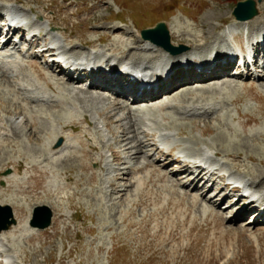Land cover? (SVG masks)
<instances>
[{
  "label": "rangeland",
  "instance_id": "374dc122",
  "mask_svg": "<svg viewBox=\"0 0 264 264\" xmlns=\"http://www.w3.org/2000/svg\"><path fill=\"white\" fill-rule=\"evenodd\" d=\"M3 1L15 2L0 0V4L4 3ZM23 1L29 4L28 7L21 6L24 11L31 7L38 11L37 14L52 21L55 30H66V38L60 37L59 42L76 54L86 53L88 48L94 46L107 52L112 58L131 55L129 53L133 46L139 47L131 43L140 38V31L154 27L160 22L168 25L175 47L185 45L191 49L193 43L209 41V45L201 48L202 51H197L201 58H206L212 53L220 54V45L215 47L212 41L223 29L232 30L228 35L232 42L235 40L236 43L237 37L241 36V29L239 30L230 19L237 3L242 0ZM255 1L259 10L257 18L264 22V0ZM25 13L27 14V11ZM118 20L125 23L121 24ZM113 26L122 28L121 35L109 34ZM259 28L260 26L255 27L254 30ZM111 32L114 33L113 30ZM108 34L110 36H107ZM100 39L102 43L97 42ZM152 50L145 54L155 56L157 49ZM136 51L133 49L132 52ZM31 70L29 75L34 76ZM55 78L59 80L57 76ZM3 80L5 77L0 75V103L4 109L15 114L17 110L10 104L14 97L2 86ZM211 85L217 89L215 92L214 87L213 90L208 87ZM203 86L205 85H199L201 88L196 90L197 86H193L189 91L199 92V96H203L201 100H207H198L199 103H194V106L212 104L213 109L209 110L208 114L204 113L205 110H191V106L186 110V105L175 109L170 107L162 114L152 111L146 115L142 113L143 110L135 111V108L129 107L130 110H114L109 108L107 101H89L85 96H81L85 99V102L81 103L84 107L81 109L83 117L84 114L95 117L100 121L103 130L97 131L96 125L91 128L84 127V132L89 133V137L84 138L83 132L71 135V131L57 127L59 137H68V140L63 151L61 150L63 155L60 161L48 164H54L49 169L58 172L60 177L50 175L45 181L36 170L33 172L29 169L27 164L17 174V167L10 163L19 159L27 160L29 149H36L37 155H41L46 148L43 141L46 140V135L31 134L29 137L26 134L30 133V129L28 124H24L26 118L4 115L8 121L19 119L15 125L26 128V134L17 139L14 147L9 145L2 151V159L9 158L8 162L5 164L0 160V204L10 205L14 214L18 212V215L15 214L17 225L13 227L14 234L8 233L0 238V255L8 257L12 264H264V224L248 225L247 214L243 220L238 219V215L235 216L240 211V206L234 207V204L227 208L229 204L216 201L221 200L222 196L213 199V193L205 197L210 191L205 189L203 181L199 182L198 186L192 185L188 174L175 172L181 167L176 164L179 161L175 160V148H180L179 153L188 157L197 156L202 149L208 148L210 154H220L218 164H223L232 175L248 180L252 178L257 184L264 179V80L225 78L208 84L207 87ZM206 88L210 93H204ZM46 91L53 94L48 89ZM178 94H181L180 99H187L184 94L182 96V92ZM17 95L21 101L24 95ZM128 111H132L131 115ZM145 116L148 117L145 119ZM143 119L147 122L153 119L151 126L145 125ZM107 123L110 126L105 128ZM133 123H136L138 128L135 133L129 134L133 144L136 143L134 135L144 139L147 131H153L156 137L148 138L149 145L155 146L156 149H159V146L173 147V161L169 163L162 160L159 167L167 176L177 180L174 181L175 190H162L158 183L154 186L149 182L144 183L145 191L136 189L140 172L143 177L140 180L144 182L150 170H142L136 174L134 170L141 168L147 159L156 160V153L147 147L137 156V152H124L128 147H122L119 142L124 133L120 132L121 127L126 129ZM49 132L54 133L52 130ZM10 133L8 131L9 137L12 138L13 134ZM42 133L47 134V131ZM165 133L170 136L161 137V134ZM222 134L229 137L232 135L233 138L226 139ZM158 137L162 139L160 143L157 141ZM59 139L56 140L55 146ZM97 145L103 148L102 152L92 150ZM109 150L120 152L122 158L118 164H112L105 178L102 174H106V170H102L104 166L100 168L98 164L100 158H103L102 153H108ZM81 151L92 152L94 160L89 163L90 169L83 165ZM29 154V157H35ZM31 161L33 162L32 159ZM39 161V167L45 169L44 162L40 159ZM63 172L67 173L69 182L65 180ZM13 175L26 180L20 181ZM124 176L125 180L119 179ZM106 187L108 189H105ZM198 187L202 190L201 194H196ZM214 188L212 187V191L215 192ZM256 190L264 192V185H260ZM193 197H198L200 203L207 204L210 212L205 215L199 206L200 203H192ZM43 205L53 210V225L39 232V238L36 237L38 233L35 231V238L29 240L33 235L25 229L26 221L32 219L35 207ZM24 229L29 232V236Z\"/></svg>",
  "mask_w": 264,
  "mask_h": 264
},
{
  "label": "bare ground",
  "instance_id": "6f19581e",
  "mask_svg": "<svg viewBox=\"0 0 264 264\" xmlns=\"http://www.w3.org/2000/svg\"><path fill=\"white\" fill-rule=\"evenodd\" d=\"M16 1L22 2V3L24 2L23 0H16ZM26 5H29V4H26ZM30 11L33 14L35 12L34 9L32 10V8H30ZM0 18H2L1 14H0ZM254 19L249 20V21H245V22L237 21L234 18H231L230 20L233 21L234 24H236L239 27L238 28L237 26L234 25L239 30L240 29H246L250 33L255 34L254 31H256L258 29L254 30V28L255 27H259L261 25H264V22H262L260 20L261 18H257L255 20ZM1 27L2 26L0 25V31H1ZM245 27H253V28L250 29V28H245ZM24 30H25L24 28H20L19 30L15 31L14 33H20L21 34ZM111 30H113L114 33H112ZM120 31H122L120 28H118L116 26H113V28L111 27L109 34L114 35V34L117 33V34L121 35ZM109 34L107 36H110ZM123 35H124V33H123ZM217 40H220V42H222L221 40H223V36L222 35H217L212 42L217 41ZM42 41H43V38L36 37L34 45H38L39 46ZM145 42L146 43H150L149 41H144V40H141V39L136 40V42H133V43L130 42V43H131V45H133V44L137 45V44H142V43H145ZM207 44L209 45V41L208 42H203V43L202 42L193 43V44H191V46L194 47L195 49L196 48H200L201 49L202 47L206 46ZM75 46H76V44H75ZM117 49L119 50L118 47H117ZM134 50H136V49H134ZM163 52H165V51H163ZM53 53H54L53 49H47V50L43 51L40 55L42 57H47V56H50ZM130 53L132 54V52H130ZM165 53H167V52H165ZM130 56H133L135 59H147L148 58V57H144L143 55H139V54H136V55L132 54ZM34 69H35L34 71L36 72L37 77L40 79V81L44 82L46 84V86L48 88H50L51 90H56L58 92L60 100L55 102L53 105L40 104V102L36 104V103H34L32 101H30L29 103L28 102H23L22 103V102L19 101L20 97L18 98V95H17V93H19L20 95H23L24 92H26L24 90V88H21V86H22L21 82H26V83H28L30 85H32L31 83H33V84L35 83L29 78V75H28L26 69L21 68L19 73H18V75L16 76V78H15V76H11V78H9V77L6 78L4 75H2L3 77H5V80H3L2 86L7 88L6 90H8V92L14 97L13 101H11L10 104H13L15 106V109L17 110V113L13 114V113L9 112L8 110L4 109L2 104L0 103V154H1L0 155V160L2 159V157H1L2 156V151H5V149L9 145L14 147V145H15L14 143H16L18 141L17 139L21 138V136L22 137L25 136V134H26L25 133L26 132V128H24V127H22L20 125L19 126L15 125L16 124L15 121H8V120H6L5 117L6 116H12V115H14V116H22V117H24V119L26 118V120H25L26 122H24V124H26V125L28 124L27 127H29V129H30L29 130L30 133L26 134V135L27 136L29 135V137H30L31 134L33 136L42 135V134L46 135V137H45L46 140L43 139V141H45L44 146H46V148H44V150L42 151L41 155H37V153L35 152L36 149L35 150L29 149L28 152L31 153L32 155H34L35 157H32V156L29 157L30 154L26 151L27 154L29 155L27 160L19 159L18 161H12V163H10V164H13L14 167H17V170L15 171V173H17V174L20 173V171L23 170L25 164H27L26 166H28L29 169H32L33 172L36 170V172H38V174L41 177V179L45 181L50 175H54L55 177H60V174L58 172L56 173L54 170H50L49 169V167L53 166L54 164H48L50 162L51 163L59 162L60 159L62 158V155H63L59 151H61L62 149L65 148V144L61 148H57L54 145L56 140L58 138H61V137H59V135L57 133V127L61 126L62 129L70 130V131H73V132L74 131L83 132L85 134V137L88 138L89 137V133H86V132L83 131V128L86 126L84 124H87L89 126V128H91V127H93L95 125L93 123V121H91L88 117H86V116L83 117V115L81 114L80 116H82L83 118L79 119L78 116H77L78 115V110H77L78 106L82 105L81 103L85 102V101H83L85 99H83L81 96H85V98L86 99L88 98L89 101L106 100V101L109 102V108H112L114 110L121 109V108L124 109V108H128V107L120 104L119 96L117 97L118 99L117 98H113L112 99L110 97V96L113 97L114 90L108 85H104L102 83H98V84L91 83V85L89 86L88 89H86V88L82 89L79 86L85 80L76 81V80H74L71 77H67L65 79H63V78L60 79L59 78V80H57L55 78V76L59 77L60 74L61 75H65V74L61 71V69H59L58 74H56V71H54L52 65H47V69L50 70L48 72H44L43 69L40 68L36 64H34ZM181 70L182 69H178L176 71V73L172 76V85L178 84L181 81L180 76L178 75L180 73H183ZM222 71L226 73L224 75L228 74L227 67L223 68ZM193 77L191 75L188 76L184 80V82H192V81H194ZM208 77H210V76L209 75L203 76L201 81H204ZM214 78L215 77H212L210 80H208L206 83H204L205 86H203V87H207L208 84L215 83ZM199 84H201V83H199ZM73 85H75V87H73ZM72 87H73V89H72ZM81 87H83V86L81 85ZM208 87L212 88V87H214V85L213 86L211 85V86H208ZM189 89H193L191 85L190 86H186V87L184 86L183 89H181V91H180V92H182V96L184 94L187 99H184V100L180 99L179 97L181 96V94H178V93L174 92V90H173V92L169 91L168 94H166L164 96H161L160 98L156 99L155 101H151V99H147V100H150L149 101L150 103H148V104L144 103V104H146L147 109L150 110V112L156 111L157 113L161 112V114H162L164 111H167L170 108L169 105H171V107L175 109L176 107L180 106L181 104L183 106H186V105H188V103L190 101L194 102V101H197V100H200V99L203 98V96H199V94H200L199 92L192 93L191 92L192 90L189 91ZM196 89H200V88L197 86V88H195V90ZM38 90H40V88ZM212 90H213V88H212ZM216 90L217 89H215V87H214V92ZM202 92H203V89H202ZM207 92L210 93L209 90H207V88H206L204 93H207ZM186 93H188L189 95H187ZM94 94H96V95H94ZM104 94H107V95H110V96H108L107 99H106ZM118 95L122 96L121 93H119ZM210 97H208V98H210ZM203 100L205 101L206 99H203ZM184 108L186 110H188L190 107L186 106ZM191 110H193V109H191ZM128 114L131 115V111H128ZM4 115H6V116H4ZM166 118L170 119L169 116H166ZM13 125H15L16 127L14 128ZM107 125L110 126L109 123H107ZM159 126H160V128L162 127L161 125H159ZM168 127L170 128V125ZM50 130H52V132H54V133H50L49 132ZM137 130H138V128H137V124L136 123H133L132 125L130 124V126L127 127L126 129L123 126L121 127V131L120 132H124V133H122L123 135L120 137L119 142H120V144L123 145L122 147H124V148H125V146L128 147V149L127 148H125L126 150L124 149L125 150L124 152H126L127 154H132L133 152H137V154H135L137 156V155L141 154L142 152H144L143 149H145L147 147V148H150L151 151H155L156 160L147 159V162L143 163L142 167L138 168L136 172H139V171H142V170H147L148 168H150V172H148V176H147L148 178L145 181V183L149 182V183L154 184V186H155V184L158 183L160 188L162 190H166V191L173 190V189L175 190L176 183L174 181H177V180H173V178L167 176V174L164 171H162L161 168L159 167L160 166L159 162L162 161V160H165V162L166 161L167 162H169V161L172 162L173 161L172 155L169 154V153H164L160 149H156L155 146L149 145L150 143L148 141V138L153 139L155 137V133H153V132H148V133L144 134V139H139V138H137V135H134L133 138L136 139V143L133 144L132 141H131L132 138L129 137V134H130V132L131 133H135ZM8 131H10L13 134L12 138L9 137ZM43 131L44 132L47 131V134L42 133ZM181 133L182 132H180V134ZM49 134H51L52 137H50ZM222 135L225 136V138L229 139V140H232V138H233V136L230 135V134H229L230 137L227 134H225V135L222 134ZM14 137H16V138H14ZM63 138L65 140L64 143H66V141L68 140V137H67V139L65 137H63ZM133 142H134V140H133ZM230 142L231 141H229V143ZM25 150H26V148H25ZM92 150L99 153L101 150H103V148L101 146L97 145V146H94L92 148ZM15 152H17V150ZM112 154H113V156L115 158L114 159L115 161L121 162L122 156H121L120 152L114 150V151H112ZM215 154L219 155L218 152H216ZM7 155H9V154H7ZM31 159L33 160V162L31 161ZM39 159L44 162L43 163L44 164L43 167L45 169H41L39 167V164H40ZM103 159H104V157L102 159L100 158V163H102ZM8 160H9V158L2 159V161L5 164L8 162ZM81 160L84 161L83 165L90 169L89 163L93 162V160H94L92 152H88L87 153L85 151L84 152L81 151ZM2 161H1V163H2ZM85 161H86V164H85ZM176 161H178V160H176ZM171 162H169V163H171ZM180 166L183 168V171H184V173H182V174L186 173L189 176L191 175V179H192L191 183H192V185H196L197 184V186H198L199 182L204 181V176H208L209 173H210V171H207L206 169L199 168V169H197V172H198L197 176H194V174L192 172L189 173V170H192L191 169L192 167H190L188 165V163L186 164V163L182 162L180 164ZM66 174H67L66 172H63V175L66 178L65 180L67 182H69L68 177H67ZM13 177L17 178L14 175H13ZM211 177H214V179H215L218 176H217L216 173H212L209 176V178L211 179ZM95 178L97 179L96 175H95ZM218 178L221 179V177H218ZM17 179H19L20 181H25L26 180L25 178H20V177L17 178ZM119 179L120 180H125L126 176H124L122 178H119ZM211 180L213 181V179H211ZM263 180L264 179H261L258 185H264ZM137 181H139L138 187H139V185L144 187L145 184L142 182L143 180H137ZM253 183H256V181L254 179H253ZM225 188H226L225 185H223L222 187L214 188L216 190L215 191L216 192L215 193V198H220V196H222V193H223ZM141 191H145V189L143 188V190H141ZM183 194L185 195L186 193H183ZM147 196H149V193H148ZM193 198H194L193 202H192L193 204H199L200 203L198 197H193ZM221 199H223V198H221ZM199 206H200L201 210L203 211V213L205 215L210 212V209L208 207H206L205 205H203L202 203H200ZM247 208L248 207H246L245 209H247ZM247 213H248V210L242 211L240 214H238V219L243 218ZM15 214L18 215V212L16 211ZM28 219H29V216H28ZM25 226H26L25 229L27 231H33V232L36 231V232H38L36 229H33V228L28 226V220L26 221V225ZM13 230L11 229L9 232L0 233V238H3L5 236H7L8 233L9 234H14Z\"/></svg>",
  "mask_w": 264,
  "mask_h": 264
},
{
  "label": "water",
  "instance_id": "95a60500",
  "mask_svg": "<svg viewBox=\"0 0 264 264\" xmlns=\"http://www.w3.org/2000/svg\"><path fill=\"white\" fill-rule=\"evenodd\" d=\"M258 15V10L256 7V2L254 0H246L244 2H240L237 8L233 12V16L240 21H247L253 19ZM142 36L145 39H150L153 42H156L159 45H162L166 49H171L170 45V36L169 31L164 23L158 24L154 29L143 31ZM45 212L43 214V224L39 223L38 213ZM12 210L10 207L1 208L0 207V230L7 229L12 223H15L13 220L9 222L7 219L12 218ZM51 213L47 208H38L35 213V220L32 222L35 226H40L42 228H46L50 224ZM38 219V220H37ZM7 221V222H6Z\"/></svg>",
  "mask_w": 264,
  "mask_h": 264
}]
</instances>
